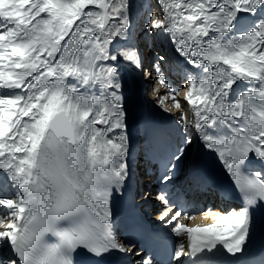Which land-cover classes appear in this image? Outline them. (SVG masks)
I'll list each match as a JSON object with an SVG mask.
<instances>
[{
    "label": "snow or ice",
    "instance_id": "1",
    "mask_svg": "<svg viewBox=\"0 0 264 264\" xmlns=\"http://www.w3.org/2000/svg\"><path fill=\"white\" fill-rule=\"evenodd\" d=\"M156 2L161 13L150 12L144 27L197 69L184 74L191 118L159 62L146 73L167 90L157 104L171 99L241 200L217 210L178 206L162 192L160 219L177 238L172 260L244 256L252 209L264 203V0ZM130 11V0H0V264H74L77 249L126 251L109 198L128 174L119 65L143 67L138 50L122 44ZM187 143L170 159L180 160ZM201 216L213 220L183 222Z\"/></svg>",
    "mask_w": 264,
    "mask_h": 264
},
{
    "label": "bare ground",
    "instance_id": "2",
    "mask_svg": "<svg viewBox=\"0 0 264 264\" xmlns=\"http://www.w3.org/2000/svg\"><path fill=\"white\" fill-rule=\"evenodd\" d=\"M130 5V29L128 30L127 38L122 41V44L138 50L143 66L147 65L154 71L153 65L157 62L161 64L166 78L174 87L180 89L177 99L180 100L182 105H185V111L188 112L189 118H191V113L184 100V74L195 73L197 69L193 65L187 63L184 58L175 51V46L173 44L162 38H157L153 34H149V30L144 27L150 12H157V14L161 13L156 0H130ZM161 56L166 59L159 60ZM141 70L142 69L130 67L127 62H121L119 65V83L121 87L118 94L122 97L125 113L124 122L126 127L124 129V134L127 136L128 143V154L126 158L128 174L124 182L113 186L110 196L114 200H118L122 196L129 199L125 204L128 212L125 219L117 223V225L112 224V231L115 238L126 247L125 252H119L123 253L125 256H129L133 264H143V262L148 259L144 258L143 253L135 252L133 245L124 243L121 237V229L125 223H128L125 221L137 219L152 232H157L163 236H174L171 232V225H166L160 219L164 204L158 199V196L162 192L169 194L170 199L175 201L178 206L184 204L186 201L199 205L203 204L204 206L203 199L205 196H208V203L214 209L227 210L229 208H239L235 203L225 202L219 195L217 196L215 192L210 190L205 193L200 192L199 189H204L200 188V184H197V180L190 173L192 168L198 163V160L207 159L213 161L219 168L220 173H222L223 179L227 181L231 179L223 163L218 159L217 154L204 147L195 129L192 127H183L179 120L176 119L180 114V110L172 106L171 99L169 98L165 104H157L158 97L167 90L157 84L155 80L154 84L158 86V91L155 93L141 86ZM154 124L165 126L168 130L175 131L180 138L190 141L189 146L186 148V154L180 159L182 164L181 171L178 175L171 176V179H169L166 184H163L161 187L162 192L158 189H153L156 180L152 183L150 177L146 175L143 169L140 170V167L145 164L144 151H141L140 158L136 157L139 149L145 145V130L147 127ZM119 131L120 130H117V132ZM259 167L260 162L254 160L253 168ZM143 179L144 182L141 184V191L145 190L144 194H140V191L138 192L140 196L133 198L134 186H139ZM212 220V216L207 218L201 216L197 217L195 220L183 222L188 224V226L194 227L197 224L210 223ZM180 260L186 261L187 257H181ZM171 262L172 264H179V261L173 260ZM153 264L156 263L153 262Z\"/></svg>",
    "mask_w": 264,
    "mask_h": 264
},
{
    "label": "rangeland",
    "instance_id": "3",
    "mask_svg": "<svg viewBox=\"0 0 264 264\" xmlns=\"http://www.w3.org/2000/svg\"><path fill=\"white\" fill-rule=\"evenodd\" d=\"M197 189H199V188H197ZM200 190V192L202 193H205L206 191L205 190H201V189H199ZM144 192H145V190H144ZM205 197H207V196H205Z\"/></svg>",
    "mask_w": 264,
    "mask_h": 264
}]
</instances>
